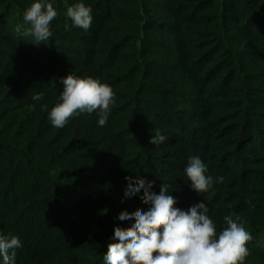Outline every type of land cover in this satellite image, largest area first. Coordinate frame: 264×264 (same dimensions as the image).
I'll return each instance as SVG.
<instances>
[{
	"label": "trees",
	"instance_id": "obj_1",
	"mask_svg": "<svg viewBox=\"0 0 264 264\" xmlns=\"http://www.w3.org/2000/svg\"><path fill=\"white\" fill-rule=\"evenodd\" d=\"M35 2L0 0V234L19 239L15 264H105L134 223L119 214L149 207L126 177L168 184L184 211L205 203L218 232L235 213L253 237L244 264H264V0H48L39 45L15 31ZM76 3L87 31L60 14ZM68 74L113 88L104 126L97 112L51 125ZM192 155L214 179L205 193Z\"/></svg>",
	"mask_w": 264,
	"mask_h": 264
},
{
	"label": "clouds",
	"instance_id": "obj_2",
	"mask_svg": "<svg viewBox=\"0 0 264 264\" xmlns=\"http://www.w3.org/2000/svg\"><path fill=\"white\" fill-rule=\"evenodd\" d=\"M57 16L52 3L38 0L25 10L24 23L18 24L15 31L39 45L52 37L50 25ZM66 16L74 27L85 31L92 25V9L84 3L67 7ZM61 82L63 91L59 102L48 114L53 127L63 128L70 119L93 112L99 115V126L107 123L115 100V92L109 84L91 76L73 74L66 75ZM32 98L40 100L42 94ZM166 139L157 132L150 143L159 145ZM184 171L197 193H205L213 187L214 179L205 174L207 167L198 156H189ZM126 179L129 183L125 196L131 197L143 190L140 199L149 207L119 214V220L134 219V223L130 227L114 229V238L118 242L107 245L103 256L105 264H244L253 237L238 215H226L223 218L226 227L218 232L216 223L207 215L205 203L195 204L184 211L176 207V199L168 194V184L162 183L159 192H154L152 181L136 177L133 183L132 177ZM222 181V177L216 178V182ZM18 247L20 241L16 236L9 238L0 234L3 264H15L14 249ZM10 250H13L11 255Z\"/></svg>",
	"mask_w": 264,
	"mask_h": 264
},
{
	"label": "rangeland",
	"instance_id": "obj_3",
	"mask_svg": "<svg viewBox=\"0 0 264 264\" xmlns=\"http://www.w3.org/2000/svg\"><path fill=\"white\" fill-rule=\"evenodd\" d=\"M60 14H61L65 19L70 20L69 18H67L66 13L61 12Z\"/></svg>",
	"mask_w": 264,
	"mask_h": 264
}]
</instances>
